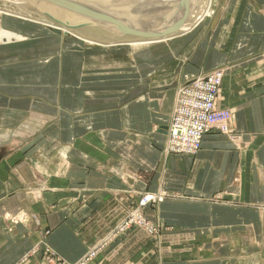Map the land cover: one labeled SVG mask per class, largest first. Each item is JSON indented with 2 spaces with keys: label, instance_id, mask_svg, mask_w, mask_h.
Segmentation results:
<instances>
[{
  "label": "crops",
  "instance_id": "0c3cea01",
  "mask_svg": "<svg viewBox=\"0 0 264 264\" xmlns=\"http://www.w3.org/2000/svg\"><path fill=\"white\" fill-rule=\"evenodd\" d=\"M212 4L225 27L199 54L85 61L48 26L4 25L25 41L0 43V264L77 263L146 192L169 196L146 208L168 241L132 229L93 264H264V0ZM220 67L232 133L166 156L177 88Z\"/></svg>",
  "mask_w": 264,
  "mask_h": 264
},
{
  "label": "rangeland",
  "instance_id": "374dc122",
  "mask_svg": "<svg viewBox=\"0 0 264 264\" xmlns=\"http://www.w3.org/2000/svg\"><path fill=\"white\" fill-rule=\"evenodd\" d=\"M39 1H43L42 2L43 4L37 8L36 7L37 5L35 6L34 4H33L34 6L31 5V7L29 5L19 6L17 4L14 5L12 3H8V2H4L3 0H0V11L9 13V14L19 15V16H22L28 19V20H22L14 16H11L12 17L11 18L9 15L5 14L4 16H2L3 25H9L11 22H18V21H20L21 23H25V24L37 22L38 24H42V25H44V22H45L46 25L44 26L47 27V24L52 22L53 24H56L58 27H63L66 29L67 33H64L61 31L62 35L65 34L66 36H70V38L74 40L75 44L74 43L73 44L77 47L75 51L79 50V53H81L85 61L93 57L99 58L100 60L139 58V56L142 53H148L149 57L169 56V55H174L175 49L179 50L178 48L179 45L183 47V44L187 42L195 43V42L200 41L198 45L200 47L199 51L196 52L197 54H199V53H203V51L205 50L204 47H207L209 45H212V46L214 45L213 41H216V40L215 39L212 40L213 36L217 37L218 35H220L221 29L225 27V24H221L222 20L224 19L223 11L218 10L212 4L211 14L209 16H205L201 18L200 19L201 21L198 20V22L194 23L195 26L192 25L188 29V31L183 30L186 33L180 32L179 34H173V36L172 35L167 36L166 39L164 40L160 39V41L162 42L159 44H154L153 46L134 49L131 46L133 45L131 44L132 41L137 40V39L134 40L135 39L134 37L129 35V37L123 36V38H120V37L115 36L114 34H108V35H105L106 37H104L102 36L101 30L99 27L97 26L94 27L93 24H90L83 20H81L83 22L76 21V19L72 18V15L70 14V12H71V8H73L72 3H74V0H72V2L69 0H66V1L53 0L54 4L50 3L51 1L50 2L45 1V0H39ZM33 2L37 4L36 1H33ZM47 4L49 5L48 7H47ZM70 6L72 7L70 8ZM44 9L47 12L43 11ZM31 19L32 20L35 19L36 21H31ZM37 20H40V21H37ZM191 28H193V30ZM112 35L114 38L115 37L116 38L115 39L113 37L111 38ZM89 40L90 42L94 41V42H97L98 44L96 45L93 44V46H91L89 44ZM7 41L8 40H6V42ZM130 52H133L132 53L133 55H130L131 54ZM163 193L165 196H162L161 201H158V203L154 205H148L146 208L148 209L151 206L155 207L159 205V203L164 202L169 196L165 192ZM131 209L132 207L129 208V211ZM147 209L144 210V214L146 215V217H147V214H146ZM129 211H128V214H129ZM126 218L127 217H125V219ZM125 219L116 223L109 230L108 232L109 234L100 240L99 244L97 245L98 247H100V245L106 242V246L103 247L104 249L102 250V252L110 251L112 249L111 247L115 244V242L119 241L120 239H122L123 237L129 234V232L123 229ZM148 221L150 223V226L153 227V230H150V228H144V229H138V230L145 232L149 236V240L152 243V245H160L165 240L168 241L167 240L168 235H166V233L169 230V228H167L164 222L162 221L154 222V221H151L149 217H148ZM15 222H16L15 224H17L20 221L15 220ZM182 243L183 242L176 240L173 243V246H178V248L184 255H190V254H197V256L200 255L201 250L199 248L194 250V252H191V251L189 252V251H186V246L183 245ZM95 247H93L92 249H95Z\"/></svg>",
  "mask_w": 264,
  "mask_h": 264
},
{
  "label": "bare ground",
  "instance_id": "6f19581e",
  "mask_svg": "<svg viewBox=\"0 0 264 264\" xmlns=\"http://www.w3.org/2000/svg\"><path fill=\"white\" fill-rule=\"evenodd\" d=\"M3 1L19 6L29 5L31 7V5H37V8L43 4V1L39 0ZM33 1H36L37 4ZM45 1H51L50 3L54 4L53 0ZM69 1L72 2V0ZM212 1L213 0H74V3H72L73 8L70 6V14L76 21L83 20L93 24L94 27H99L104 37L108 34H114L120 38H123V36L129 37V35L134 37V40H137L132 41V43L130 42L133 44L130 45L134 49H138L159 44L162 42L160 39L164 40L167 36H173V34L184 32L183 30L188 31L198 20L211 14ZM48 6L47 4V7ZM43 11L46 10L44 9ZM5 14L10 17L14 16L22 20H28L22 16L5 13L3 11H0V18ZM31 21L36 20L31 19ZM44 25H46L45 22ZM47 26L48 28L53 27L67 33L65 28L58 27L52 22L47 24ZM191 29L193 30V28ZM112 37L113 35L111 38ZM6 40H8L7 42L9 43L15 44V41L17 43L18 41H25V38L18 33L16 34L6 29L4 25L1 24L0 19V43L6 42ZM89 44L93 46V44L96 45L98 43L94 41L90 42L89 40Z\"/></svg>",
  "mask_w": 264,
  "mask_h": 264
},
{
  "label": "built area",
  "instance_id": "2783aa9c",
  "mask_svg": "<svg viewBox=\"0 0 264 264\" xmlns=\"http://www.w3.org/2000/svg\"><path fill=\"white\" fill-rule=\"evenodd\" d=\"M225 73L226 70L220 67L210 73L188 75L185 82L177 88L174 113L169 125L168 144L164 150L166 156H197L202 149L205 135L216 131L223 134L232 133L230 127L232 111L218 106ZM162 196H165L163 192L144 193L139 203L132 207L126 216L123 229L127 232L144 228L153 230L144 210L148 205L161 201ZM104 246L106 242L100 247L90 249L79 262L70 264H93ZM40 251V248H36L33 255ZM45 258L49 264H69L48 249L45 251Z\"/></svg>",
  "mask_w": 264,
  "mask_h": 264
},
{
  "label": "water",
  "instance_id": "95a60500",
  "mask_svg": "<svg viewBox=\"0 0 264 264\" xmlns=\"http://www.w3.org/2000/svg\"><path fill=\"white\" fill-rule=\"evenodd\" d=\"M50 29H51L52 31H54L55 33L62 34L61 31H60L59 29H55V28H53V27H50ZM1 159H2V155H0V162H1Z\"/></svg>",
  "mask_w": 264,
  "mask_h": 264
}]
</instances>
